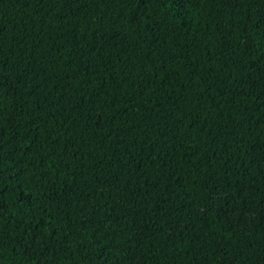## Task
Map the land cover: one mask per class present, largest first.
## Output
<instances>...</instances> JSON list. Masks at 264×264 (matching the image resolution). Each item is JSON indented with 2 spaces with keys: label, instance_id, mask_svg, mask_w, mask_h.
<instances>
[{
  "label": "trees",
  "instance_id": "16d2710c",
  "mask_svg": "<svg viewBox=\"0 0 264 264\" xmlns=\"http://www.w3.org/2000/svg\"><path fill=\"white\" fill-rule=\"evenodd\" d=\"M0 264H264V0H0Z\"/></svg>",
  "mask_w": 264,
  "mask_h": 264
},
{
  "label": "rangeland",
  "instance_id": "374dc122",
  "mask_svg": "<svg viewBox=\"0 0 264 264\" xmlns=\"http://www.w3.org/2000/svg\"><path fill=\"white\" fill-rule=\"evenodd\" d=\"M258 211L252 212L243 218V222L245 225H250L252 221L257 217ZM228 216L230 217H238L239 214L237 212H229Z\"/></svg>",
  "mask_w": 264,
  "mask_h": 264
}]
</instances>
